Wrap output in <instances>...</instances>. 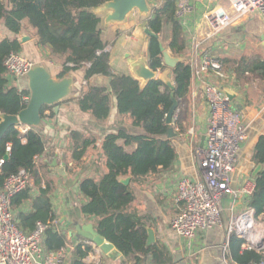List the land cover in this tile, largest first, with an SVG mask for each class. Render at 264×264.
<instances>
[{
    "label": "trees",
    "instance_id": "1",
    "mask_svg": "<svg viewBox=\"0 0 264 264\" xmlns=\"http://www.w3.org/2000/svg\"><path fill=\"white\" fill-rule=\"evenodd\" d=\"M108 0H0V20H3L12 32L20 34L24 30V21L36 29L41 47H50L51 53L62 58L63 78L70 71H77L87 66L85 78L90 80L96 75L110 77V88L105 85L88 84L86 90L75 98L83 112L90 113L97 120L109 117L113 96L116 97L118 111L129 115L135 127L142 128L141 133H129L125 128L108 133L102 142L101 156L104 158L105 172L99 178L88 176L79 181L80 194L84 197L81 212L94 216L96 228L108 241L122 251L126 257L135 255L139 263L143 257H150L154 264H171L169 253L157 244L147 245L148 228L144 218L131 209L135 199L129 184L123 177H141L169 169L177 158L173 138L168 136L170 124L167 114L173 104L172 96L179 105L173 116V123L184 130L183 111L180 105L187 99L192 82V67L187 60L173 70L175 88L171 89L158 79L151 80L145 87L130 74L113 70L110 52L106 51V42L100 28L101 16L93 8ZM175 0H164L155 7L148 17V27L161 35L167 25L171 27L168 47L174 55L181 56L187 51L184 27L176 15ZM160 36H151L149 44L150 66L163 69L160 49ZM22 50L18 39L6 38L0 42V120L2 114H18L28 102L30 89H19L10 85L7 77L5 60L15 51ZM227 62L226 59L223 60ZM239 77L255 75L264 80V59L242 58L234 67ZM54 105H46L45 111ZM173 126V124H172ZM174 127V126H173ZM68 145L72 159L76 161L73 169L82 164V159L89 148L97 147L93 135L80 131L71 132ZM124 140L125 144L119 143ZM47 142L37 127H30L22 133L14 126L0 140V159L4 163L0 169V186L6 178L27 169L38 186L37 196L32 195L33 186L26 188L11 198L12 208L17 213L18 226L25 232H32L39 223L47 224L42 247L45 252L63 249L67 246V236L56 229V216L53 209L52 193L54 182L45 179L36 169H46L48 164L38 161L46 151ZM126 146H134L127 150ZM253 161L261 166L255 176V188L248 198V206L256 210V215L264 214V135L255 146ZM44 185L41 184L42 180ZM31 201L29 210L23 206ZM244 238L232 234L228 242L229 257L235 264H255L264 258V250L244 247ZM83 243L76 246L71 264H95L85 262L92 246L83 249Z\"/></svg>",
    "mask_w": 264,
    "mask_h": 264
},
{
    "label": "crops",
    "instance_id": "2",
    "mask_svg": "<svg viewBox=\"0 0 264 264\" xmlns=\"http://www.w3.org/2000/svg\"><path fill=\"white\" fill-rule=\"evenodd\" d=\"M162 3L163 1L159 2L158 7ZM193 5L195 8L194 12L185 21H181L184 32L187 33L186 36L188 37L186 39L188 45L187 51L181 57L187 61L192 52V34L205 39L209 33V25L205 17L207 0H193ZM138 15L143 14L139 13ZM100 16L102 37L106 42V48L110 52V63L113 70L130 74L125 58L127 53H130L133 57H140L145 53L149 58L151 36H149L148 43L144 42V40L141 43L142 50H139V48L136 50L137 46L135 43L139 39L135 36L138 35L140 38L141 31L146 33V28H149L148 17L150 15H144V18H142L144 20L139 21L136 20L137 14H131L128 22L109 25L105 23L103 15ZM257 16L262 17L260 14H254L247 19L253 20ZM247 19L232 27H239L241 30H244L248 27ZM23 25L24 30L20 34H16L8 29L3 20H0V42L6 38L18 39L22 45L20 53L35 64L44 66L54 78L59 79V74L63 70L62 58L52 54L50 47H41L37 44V31L27 20L24 21ZM130 28L133 33L131 36H128L127 29ZM112 34H114V37L110 40L108 37L112 36ZM162 34L159 35L161 42L173 54L168 47L169 40L165 41ZM25 36L29 37L28 42H22V38ZM219 42H214L213 45L209 46L216 51L219 48ZM209 46H205L206 49ZM117 57H121L123 62L116 68L113 65V60ZM216 57L223 62L224 68L226 62L223 60L230 61L229 58L221 59L219 56ZM86 71L87 66L65 74L64 77L75 78L72 93L66 99L46 110L42 126L37 127L43 133L47 142L46 151L39 157L38 161L40 162L41 160L48 164L46 169H39V173L45 179H50L54 182V191L52 193L53 209L56 216L54 225L57 230L67 236L68 240L67 246L63 248L66 252L64 264H71L76 246L79 243L89 245L88 243L91 242L78 236L75 229L76 225L82 226L91 223L96 228L97 219L94 216L84 215L81 212L84 197L80 194L79 181L88 176L99 178L101 173L106 171L104 158L101 156V146L104 137L110 132H117L120 128H125L129 133L142 132V128L135 127L132 124L129 115L123 116L119 113L115 96H113L110 115L106 119L97 120L90 113L83 112L80 109L75 98L86 90L88 84L105 85L110 88V77L96 75L90 80H86ZM231 73L227 83H221V80L227 79V76L222 79H218L213 73L206 76V79L221 84L223 88H233L237 92L238 96L231 101V105L234 110L239 112L242 122L248 127L249 138L246 142L243 141L242 143L238 164L232 173V187L235 193L226 196L223 202L224 226L199 230L192 250H189L186 246V241L171 228L172 219L184 208V204L176 200L178 181L182 177H189L194 180H199L202 177L197 148L205 144L207 125L210 118V106L206 96L205 81L192 77L187 99L181 103L178 110V112L183 111L182 107L184 103L188 107L187 114L183 111L184 130H180V127L173 123L176 132L173 142L178 153L173 165L169 169H162L148 176L122 178V180L129 179V185L135 195L131 209L137 211L144 218L147 228L154 230L156 234V242L154 244L164 248L169 253L173 260L171 264H235L229 257V221L236 214L245 212L248 209H254L248 206V198L255 188L254 173L257 168L256 163L253 161L255 146L259 138L264 135V80L258 77L254 81H247L245 77H250L251 75L247 74L246 76L239 77L235 71ZM7 77L10 85L17 86L19 89L29 88L27 76L17 78L7 72ZM17 127L20 130L21 125ZM74 130L80 131L85 135H93L97 140V147L89 148L82 159V164L77 169H73L76 161L72 159V151L68 147L72 140L71 132ZM204 136V144L201 146ZM119 143L125 144L124 140H120ZM126 149L133 150L134 146H126ZM60 167L65 168L63 174L58 170ZM44 181L43 179L41 184L44 185ZM35 182L32 185V195L34 197L39 193ZM30 206L31 201H27L23 209L29 210ZM260 216L257 217L259 218ZM72 231L73 236L70 235ZM48 253L44 251V254ZM84 261L95 264H154L150 260V257H143V260L137 263L135 255L126 257L123 254V256L114 260L106 254L98 252L93 246Z\"/></svg>",
    "mask_w": 264,
    "mask_h": 264
},
{
    "label": "built area",
    "instance_id": "3",
    "mask_svg": "<svg viewBox=\"0 0 264 264\" xmlns=\"http://www.w3.org/2000/svg\"><path fill=\"white\" fill-rule=\"evenodd\" d=\"M155 7L164 0H149ZM176 15L185 21L195 8L193 0H175ZM260 14L264 19V0H207L205 17L209 33L205 39L196 34L191 36L192 77L205 81L206 96L210 106L205 144L197 148L202 177L194 180L182 177L177 184V202L183 210L171 221V228L185 241L189 250L199 230L224 226V198L234 194L232 173L235 171L243 141L248 138V127L242 122L239 112L233 109L221 84L206 79L213 73L218 79L226 77L223 62L210 54L205 42L218 36L228 26L240 24L249 16ZM109 51L108 48L105 49ZM5 65L10 75L21 78L27 75L34 62L20 52H11ZM24 100L29 102L30 96ZM31 126L21 125L25 133ZM4 159H0V169ZM34 177L27 169L6 178L0 186V264H64V249L44 254L42 240L47 224L39 223L32 232H25L17 222V213L12 208L14 194L32 186ZM258 217L255 209L231 217L228 224V242L232 234L244 238V247L264 250V237L256 234ZM98 252L100 249L89 242ZM86 249L87 244H83ZM255 264H264V258Z\"/></svg>",
    "mask_w": 264,
    "mask_h": 264
},
{
    "label": "water",
    "instance_id": "4",
    "mask_svg": "<svg viewBox=\"0 0 264 264\" xmlns=\"http://www.w3.org/2000/svg\"><path fill=\"white\" fill-rule=\"evenodd\" d=\"M138 10L140 14L150 15L154 6L149 0H108L93 8L96 14L103 15L106 24L126 23L130 15ZM146 33L149 36L158 37L159 35L146 28ZM29 37L22 38V42H26ZM264 42V35L261 36ZM160 49L163 58V69H154L150 66V60L147 54L143 53L140 57H133L127 53L125 58L130 70V75L140 82L141 87H145L151 80L158 79L167 87L174 89L175 82L172 78L173 70L178 64L184 61L181 56L173 55L162 42H160ZM30 89V100L27 106L22 109L18 114H2L0 120V140L4 137L9 129L14 126L27 125L31 127H40L43 123L42 109L46 105H56L62 100L66 99L72 93V87L75 83V78L63 77L54 78L50 71L42 65L34 63L31 70L27 73ZM229 101H233L237 96V92L233 88L224 87ZM173 104L167 114V123L170 124L168 136L173 138L176 136L173 124V116L178 108L179 102L175 96H172ZM205 136L201 142L204 144ZM261 169L258 166L254 175L256 176ZM59 172H65L64 167L58 168ZM39 172L35 170V174ZM124 183L129 184V179L122 180ZM78 236L93 242L103 254L116 260L123 256L114 243L108 241L99 231L95 228L94 224H86L75 227ZM73 236V231L70 233ZM156 242V234L152 228H148L147 245H152Z\"/></svg>",
    "mask_w": 264,
    "mask_h": 264
},
{
    "label": "rangeland",
    "instance_id": "5",
    "mask_svg": "<svg viewBox=\"0 0 264 264\" xmlns=\"http://www.w3.org/2000/svg\"><path fill=\"white\" fill-rule=\"evenodd\" d=\"M132 14L136 15L137 14V19L139 21H142L144 19V15H138V10L134 11ZM247 25L248 27L245 28L244 30H241L239 27H232L228 26L225 28L219 35L218 37L216 36L215 38H211L205 42V46L213 45L214 42L220 41L219 48L212 49L210 46L208 47V52L212 55L219 56L221 59L224 58H229L230 61H227L225 64L224 72L227 76V79L221 80V83H227L231 76V72H234V67H236L237 63L242 59V58H264V43L263 40L261 39V36L264 35V19L262 17H255L253 20H248L247 19ZM133 33L132 29H127V34L128 36H131ZM141 37L139 38L138 35L135 36L138 38V42L135 43L137 46L136 50H142V42L148 43L149 42V35L143 31L140 33ZM114 34L112 36L108 37L110 40L113 38ZM187 33L184 32V36L187 39L188 37L186 36ZM221 36V37H220ZM162 37L165 41H168L171 37V27L167 25L163 31ZM213 40V41H212ZM28 42V41H26ZM139 43V45H138ZM211 48V49H210ZM177 56V55H175ZM123 59L121 57H117L113 60V65L117 68L119 64H122ZM247 81H254L258 79L255 75H251L250 77H245ZM183 111L185 114L188 113V107L186 104H183L182 107ZM187 126H188V121H187ZM249 138V137H248ZM247 138V140H248ZM245 140V142L247 141ZM244 142V144H245ZM243 144V145H244ZM95 156V155H94ZM92 158H94L92 156ZM33 185V184H32ZM258 228H256V234L258 236H263L264 237V215H261L258 219Z\"/></svg>",
    "mask_w": 264,
    "mask_h": 264
}]
</instances>
